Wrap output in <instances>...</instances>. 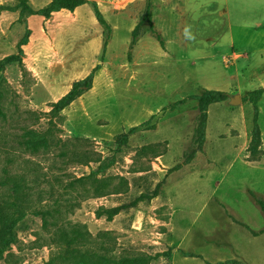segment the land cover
Returning <instances> with one entry per match:
<instances>
[{"label": "rangeland", "instance_id": "obj_1", "mask_svg": "<svg viewBox=\"0 0 264 264\" xmlns=\"http://www.w3.org/2000/svg\"><path fill=\"white\" fill-rule=\"evenodd\" d=\"M95 1L112 28L103 59L104 30L86 15L53 13L40 27L38 4L0 0V176L26 175L45 213L29 214L0 264H172L232 149L251 146L255 112L243 98L259 89H238L225 0H151L162 44L146 22L132 44L148 0ZM97 65L92 89L51 113ZM207 90L230 97L212 106L199 150L193 98ZM28 128L48 148L18 146Z\"/></svg>", "mask_w": 264, "mask_h": 264}, {"label": "crops", "instance_id": "obj_2", "mask_svg": "<svg viewBox=\"0 0 264 264\" xmlns=\"http://www.w3.org/2000/svg\"><path fill=\"white\" fill-rule=\"evenodd\" d=\"M50 1L32 0L40 8ZM79 8L74 12L77 18L86 15L92 22L98 23L90 13L80 14ZM224 11L228 17L230 55L239 60L237 67L243 72L238 89L245 92L251 88L264 89V0H225ZM31 20L40 27L48 21L38 15ZM213 105L209 109V120ZM257 106L262 142L260 150L263 154L253 158L246 153L249 141L245 146L232 149L231 161L215 181L212 193L191 226L181 236L173 252L172 264H234L236 256H240L246 264H264V233H261L264 230V215L248 195L251 190L264 197V94ZM235 221L258 234L252 235ZM182 251L192 252L193 255L186 256Z\"/></svg>", "mask_w": 264, "mask_h": 264}, {"label": "trees", "instance_id": "obj_3", "mask_svg": "<svg viewBox=\"0 0 264 264\" xmlns=\"http://www.w3.org/2000/svg\"><path fill=\"white\" fill-rule=\"evenodd\" d=\"M89 4L93 10V13L99 23L103 28L105 39L103 42L102 48V59L106 53L109 41L111 39L112 28L111 25L106 21L101 12L98 3L95 0H51L50 3L43 8L37 11H31V15L44 16L49 19L53 13L66 10L69 12H75L79 7ZM152 2L148 0V6L146 14L143 21H141L132 33V44L136 43L138 32L140 26L143 22H146L149 26L150 31L156 35L157 39L161 42L160 35L156 32V29L153 24V14H152ZM26 45V41L22 44H19V50H22V46ZM11 58L5 60L9 62ZM101 68V65H97L91 74L84 80L75 82L72 86V89L57 103L52 107L51 113H61L67 107L71 106L75 101L81 98L86 92L92 89L93 79L95 73ZM0 91V97L7 94L8 91H5L3 94ZM264 94V89H259L255 91H250L246 93L243 98L244 103H250L254 109L255 116L253 121V138L251 141V146L248 147L250 156L253 158L260 157L263 153L260 150L261 148V132L258 125V102ZM193 99H196L198 102V110L200 111V130L197 131L198 136V149L201 150L205 142V129L208 120V110L209 107L213 104L225 103L229 101V96L227 93L216 90H207L202 95L196 96ZM188 99H183L173 104L170 109L174 110L181 105H184ZM167 109V108H166ZM164 109V110H166ZM139 127L132 128L128 134L134 132ZM25 135L23 142L18 140L16 141L18 146H24L25 150L31 154L39 152L42 148H48V141L45 138V135L41 134L35 129H25ZM128 134L120 135L119 138V148H122L128 143ZM254 143V145H252ZM250 145V144H249ZM250 149V150H249ZM13 163V160L9 161ZM6 173L5 178L0 176V189L6 188V191L0 196V261L3 258L4 254L17 243L19 226L25 221L29 214L35 216H44V211L34 208L32 205L31 190L33 187H30L27 181L26 175L12 176L8 170H4ZM248 195L255 205L261 210L264 215V197L249 190ZM239 226L245 228L252 235H257V232H253L249 227L245 226L239 221H235ZM264 233V230L261 231ZM182 253L186 256H192V252ZM234 264H246L240 256H236L233 261Z\"/></svg>", "mask_w": 264, "mask_h": 264}, {"label": "water", "instance_id": "obj_4", "mask_svg": "<svg viewBox=\"0 0 264 264\" xmlns=\"http://www.w3.org/2000/svg\"><path fill=\"white\" fill-rule=\"evenodd\" d=\"M235 101H240L239 97H236L235 100H233V102Z\"/></svg>", "mask_w": 264, "mask_h": 264}]
</instances>
